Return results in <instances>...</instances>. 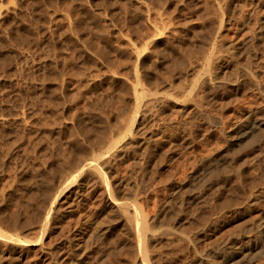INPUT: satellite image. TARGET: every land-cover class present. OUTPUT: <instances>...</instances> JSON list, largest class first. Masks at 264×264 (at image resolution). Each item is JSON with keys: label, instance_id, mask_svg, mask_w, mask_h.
<instances>
[{"label": "rangeland", "instance_id": "1", "mask_svg": "<svg viewBox=\"0 0 264 264\" xmlns=\"http://www.w3.org/2000/svg\"><path fill=\"white\" fill-rule=\"evenodd\" d=\"M214 5L0 0V264H197L202 255L213 264L217 251L248 241L246 232L260 237L264 136L236 148L228 142L246 113L264 112V94L250 79L242 77L239 90L230 79L237 66L227 47L244 43L251 24L238 38L232 28L224 34L212 70L226 84L194 85ZM155 24L163 31L143 52L156 54L147 75L131 44L143 49L137 31L152 33ZM249 45L243 56H252L250 68L264 80V60L254 63ZM134 74L141 99L132 93ZM194 101L214 120L196 113ZM110 143L119 158L107 184L79 171V161L105 153ZM226 159L233 169H224ZM107 185L148 218V258L110 203ZM42 247L62 251L43 254ZM251 264H264V252Z\"/></svg>", "mask_w": 264, "mask_h": 264}, {"label": "bare ground", "instance_id": "2", "mask_svg": "<svg viewBox=\"0 0 264 264\" xmlns=\"http://www.w3.org/2000/svg\"><path fill=\"white\" fill-rule=\"evenodd\" d=\"M214 1V13H216V17L213 24V31L210 34L208 47H205L203 58L204 70L201 79H195L194 85L198 82L199 84H205L207 88H212L222 83L226 84L223 81V78H221V75L223 74H216L212 70V67L216 62L217 55H219L220 57L222 49L225 47L224 34L232 28L237 31L236 33L238 34V38L242 33V30H244L251 24L248 31V33L251 32V35L247 36L244 43L235 40L229 42V45L227 47L233 48L235 50L232 58L236 59L235 64L237 66V70L232 73L230 79L231 82H233L235 89L239 90L242 85V80L244 79L242 77H247L251 80L254 86L257 87L262 94H264V80L259 81L255 69L253 71V69L250 68L252 56H243L244 53L248 52V45L250 44L249 46H254V63H260L264 60V58H262L264 57V12L262 9L264 0ZM146 11L150 14L151 9L147 8ZM129 14L132 16L133 21H135L134 16L130 12ZM148 20H150V15ZM161 31H163V29H161L156 24L153 27L152 33H142V31L138 30L137 33L140 38L139 43L143 46V49L131 44V49L133 51L134 57L136 58L137 62L141 64V66L143 65L144 69L148 64V61L155 58L156 54L155 52L153 53L151 49H149L148 54L144 55L143 52L144 50H147L151 44L155 43L154 37L156 35L162 34ZM228 67L222 68L221 72L225 71ZM146 74L148 75L147 71ZM147 75L144 74L145 77H148ZM134 76L136 77V74H134ZM136 81L137 84L132 88V93L134 97L138 96V99H141L143 98V94H141V91H144V88L140 87L138 79ZM154 94L157 95L156 93ZM194 107L195 112L204 119H207L209 121L214 120L213 115L207 108L204 107V105L194 101ZM241 120L242 121L236 128H234L235 130L229 138L228 142L231 148H236L244 143L253 142L255 138L264 136V112H248L241 118ZM105 132L106 127H103L101 133L104 134ZM108 146L109 147L107 151L105 153L103 152L104 154L101 153L99 155L98 153H93L92 157H87L81 162L79 161V164L81 166L79 171L81 173L93 172L94 174L98 175L100 181L103 184L108 183L107 173L111 171V166L114 163L116 164V161L119 158L117 150L115 151V149L113 150L111 148V143ZM107 157H109V159L104 163V165L106 166L105 167L104 165H102V160ZM82 158H84V156ZM224 165H226L224 168L225 170L233 169L232 159H226ZM211 167L215 168L216 166L212 165ZM78 179L79 176H74L72 180L68 181L66 183V190H70ZM51 190L52 188L50 183L44 180V195L49 196ZM106 193L110 203L115 207V209H117V211L125 219L127 224L131 226V228L135 231L140 249L142 253L145 252V256L148 258L146 241L148 238L153 236V231L151 230V226L148 223V218L143 217L142 219H140L139 208L136 203L134 205H130L125 202L118 201V199L112 193L109 185L106 186ZM49 214H51V212ZM258 227L260 228V230L262 229L259 238H254L253 235L246 236L245 234L252 233V231L246 232L244 236L245 238L249 239L248 241H246L245 243H241L239 246H235L231 249L217 251L216 256L219 258V261L213 264H251L252 261H254V259L258 257V255L264 252V216L261 218ZM29 244L34 245L35 243ZM61 251L62 249H58V247L48 249H46L45 247L41 248V252L43 254L50 253L53 255H58L59 253H61ZM203 256L204 255L198 258L197 264H210L206 263L207 260ZM140 261L141 260H139L140 264L146 263V261L144 260H142V263ZM146 264L149 263L147 262Z\"/></svg>", "mask_w": 264, "mask_h": 264}]
</instances>
